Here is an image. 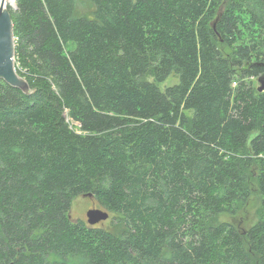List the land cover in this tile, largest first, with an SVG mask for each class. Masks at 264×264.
I'll list each match as a JSON object with an SVG mask.
<instances>
[{
    "label": "trees",
    "instance_id": "trees-1",
    "mask_svg": "<svg viewBox=\"0 0 264 264\" xmlns=\"http://www.w3.org/2000/svg\"><path fill=\"white\" fill-rule=\"evenodd\" d=\"M15 2L0 264H264V0Z\"/></svg>",
    "mask_w": 264,
    "mask_h": 264
},
{
    "label": "water",
    "instance_id": "water-1",
    "mask_svg": "<svg viewBox=\"0 0 264 264\" xmlns=\"http://www.w3.org/2000/svg\"><path fill=\"white\" fill-rule=\"evenodd\" d=\"M0 79L8 85L20 89L25 94L32 92L27 80L16 71L14 56L13 24L5 0H0ZM257 91L264 90V73L257 77ZM91 198L90 194L83 195ZM109 217L106 210L92 207L86 211V222L94 225Z\"/></svg>",
    "mask_w": 264,
    "mask_h": 264
},
{
    "label": "rangeland",
    "instance_id": "rangeland-1",
    "mask_svg": "<svg viewBox=\"0 0 264 264\" xmlns=\"http://www.w3.org/2000/svg\"><path fill=\"white\" fill-rule=\"evenodd\" d=\"M12 2V3H11ZM8 7L12 9L16 8L15 0H11L8 4ZM177 78L174 74H171L163 83L160 84V88L163 89L164 87L176 83ZM256 85L258 86L257 79ZM256 195H252L248 201L247 206H243L240 212L234 217H227L221 216L224 219L229 220L233 224L238 227H245L246 221H248L251 217L256 216L257 207H258V200ZM92 207H99L98 204L92 199L84 196H78L72 200L71 208H70V216L74 220H84L86 221V211ZM100 208V207H99ZM111 214H109L110 216ZM104 226H107L109 221L106 219L105 221L101 222Z\"/></svg>",
    "mask_w": 264,
    "mask_h": 264
},
{
    "label": "bare ground",
    "instance_id": "bare-ground-1",
    "mask_svg": "<svg viewBox=\"0 0 264 264\" xmlns=\"http://www.w3.org/2000/svg\"><path fill=\"white\" fill-rule=\"evenodd\" d=\"M11 0H5V4H8ZM12 3V2H11Z\"/></svg>",
    "mask_w": 264,
    "mask_h": 264
}]
</instances>
